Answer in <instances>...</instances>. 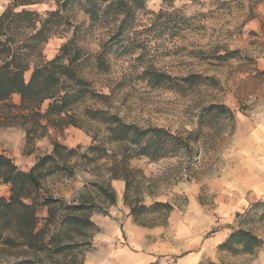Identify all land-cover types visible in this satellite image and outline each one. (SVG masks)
Returning a JSON list of instances; mask_svg holds the SVG:
<instances>
[{
	"label": "rangeland",
	"instance_id": "1",
	"mask_svg": "<svg viewBox=\"0 0 264 264\" xmlns=\"http://www.w3.org/2000/svg\"><path fill=\"white\" fill-rule=\"evenodd\" d=\"M2 2L4 9L7 0ZM29 8L44 12L55 8V4L53 0H41ZM159 9L165 12L159 22H166L168 14H172L175 19L181 17L183 24L173 29L148 30L153 19L151 12ZM68 14L69 23L44 46L43 54L48 59L56 54L73 29L77 30L79 41L92 51L104 37L102 29L89 25L81 5L74 4ZM130 38L138 40L140 46L133 44L132 52L111 55L109 74L93 77L94 88L111 93L113 110L125 121L140 126L156 125L185 136L188 131L198 130L200 108L210 102L229 107L234 114L233 120L221 118L202 124L199 138L190 142L189 149L175 155L158 160L131 158L127 163L131 180L127 189L124 180L110 178L111 162H118L120 158L117 148L104 144L96 153L91 150L102 138L101 132H95L97 139L94 140V127L69 125L56 129L49 126L44 136L29 141L24 132L21 138L14 140L4 133L0 142L2 149L8 151L9 157L23 170H28L38 157L50 153L53 140L75 148L76 154L67 161L73 174L57 173L46 177L40 192L66 200L83 194L92 197L96 206L90 216L91 221L94 218L93 226L88 229L86 238L74 236L70 242L79 244L71 251L50 254L4 248L0 250V264L22 259L33 260L34 264H84V257L96 249L98 216L114 219L125 235L124 242L120 243L128 245L126 237L134 234L133 226L168 229L170 217L175 212L190 209L193 200L220 223L212 226L206 236H214L213 231L218 227L226 233L205 247L198 264H264V190L255 193L240 189L236 183L238 176L230 170L236 152L242 150L250 131L261 124L264 129V0H145V9L138 13ZM224 49L233 50V57L217 60L215 56L223 54ZM139 52H143V57L135 60ZM144 66H152L171 76L197 72L213 77L214 81L178 92L142 79L140 72ZM30 73L31 68L25 70V80ZM11 100L18 104L19 96L13 95ZM47 103L48 100L41 104V111ZM5 112L6 108L0 105V114ZM20 112L23 111L12 109L6 122L13 123L8 126L24 130L16 123L20 120L16 114ZM96 181L108 182L115 194L114 203L98 195L94 187ZM3 188L1 183L0 196L4 194ZM135 197L138 203L149 205L161 201L169 203L171 208H153L134 218L128 201ZM45 213V209H39L40 220ZM126 217L130 218V224ZM238 228L257 235L262 244L249 252L236 254L221 249L219 245Z\"/></svg>",
	"mask_w": 264,
	"mask_h": 264
},
{
	"label": "trees",
	"instance_id": "2",
	"mask_svg": "<svg viewBox=\"0 0 264 264\" xmlns=\"http://www.w3.org/2000/svg\"><path fill=\"white\" fill-rule=\"evenodd\" d=\"M53 1L55 8L39 12L29 6L41 0H7L0 13V105L6 108V112L0 114V127L13 123L6 122L12 109L23 111L16 114L20 119L16 123L24 128L26 141L44 136L49 126L56 129L69 125L94 127V140L97 139L95 132H101L102 138L91 150L96 153L104 144L117 148L120 158L118 162L112 160L110 178L124 180L127 189L131 181L127 163L131 158L158 160L175 155L189 149L190 142L199 138L202 124L221 118L233 120L234 114L229 107L210 102L200 108L198 130L188 131L185 136L156 125L140 126L125 121L113 110L111 93L94 88L93 77L109 74L111 55L130 53L133 44L140 46L141 43L131 39L130 35L138 13L145 9V0ZM74 4L81 5L89 25L102 29L104 37L92 51L79 41L77 30L73 29L71 36L48 59L43 54L44 46L69 23L68 10ZM151 13L153 19L148 30L173 29L183 24L181 17L175 19L172 14H168L166 22H159V17L165 14L162 9ZM233 53V50L224 49L223 54L215 57L222 61L233 57ZM142 57L143 52H139L135 60ZM29 68L31 73L25 80L24 72ZM140 77L152 85L178 92L214 81L213 77L197 72L171 76L152 66H144ZM13 95L19 96L18 104L12 102ZM46 100L47 106L41 111L40 106ZM51 144L50 153L38 157L28 170L18 167L8 155L0 154V184H6L9 192L7 196H0V250L24 248L60 254L79 244L70 242L76 234L86 238L88 229L93 226L90 216L96 205L92 197L79 194L66 200L40 192L46 177L57 173L73 174L67 161L76 154L75 148H68L56 140ZM94 187L103 200L115 202L114 191L108 182L96 181ZM124 201L127 202L125 193ZM138 202V197L128 201L134 218L153 208H171L167 202L154 201L149 205ZM39 209L46 211L41 220ZM261 244L257 235L238 228L232 230L219 247L236 254L249 252ZM6 264L34 262L22 259Z\"/></svg>",
	"mask_w": 264,
	"mask_h": 264
},
{
	"label": "crops",
	"instance_id": "3",
	"mask_svg": "<svg viewBox=\"0 0 264 264\" xmlns=\"http://www.w3.org/2000/svg\"><path fill=\"white\" fill-rule=\"evenodd\" d=\"M3 0H0V13L3 10ZM261 124L250 131L244 140L240 151L236 152L230 170L238 176V185L242 190L260 193L264 190V129ZM24 130L12 126L0 127V142L4 133L12 139L22 137ZM249 150V151H247ZM247 151V152H246ZM0 154L10 156L1 147ZM3 185L4 194H8V187ZM6 191V192H5ZM190 209L175 212L169 219V228H145L133 226V232L124 242L123 231L113 219L98 216L95 224L98 233L95 238L96 249H92L84 257V264H198L204 254L205 247L212 241L225 236L221 228H215L214 236H206L216 222L212 213L201 208L193 200ZM118 213V210H115ZM125 211V209H124ZM94 214V213H93ZM130 224V218L126 217ZM94 222V218L92 219ZM226 230V229H225ZM171 261V263H169Z\"/></svg>",
	"mask_w": 264,
	"mask_h": 264
}]
</instances>
